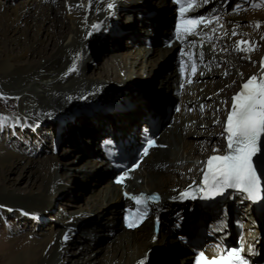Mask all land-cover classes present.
Segmentation results:
<instances>
[{
	"label": "bare ground",
	"instance_id": "1",
	"mask_svg": "<svg viewBox=\"0 0 264 264\" xmlns=\"http://www.w3.org/2000/svg\"><path fill=\"white\" fill-rule=\"evenodd\" d=\"M169 1L22 0L20 6L11 7L0 0V95L14 99L18 109L13 117L0 115V218L8 222L0 229L1 264H65L68 260L69 264H149L153 257V264H188L193 249L186 245L185 232L169 222L171 217L190 211L193 217L215 222L220 208H224L229 228L235 217H250L248 230L254 231L244 251L256 246L259 252L252 261H258L264 251V202L253 211L239 191L228 193L214 206H201L195 201L185 205L189 200H184L172 205L155 239L154 214L137 229L124 232L120 225L122 207L131 203L124 200L122 188L108 179L113 172L110 165L98 163L94 157L102 138L110 132L128 133L138 139L148 115L157 117L161 127H166L162 142L168 146L156 150L142 173V182H132L130 190L156 192L160 206L170 207L166 197L178 189L165 191L183 184V178L193 169L197 174H192L191 180L200 176L201 166L193 160L224 151V125L239 82L253 75L264 76L258 64L264 57V8L252 11V5L237 9L230 4L240 0H229L232 12L222 10L220 17L230 29L229 35L233 30L243 32L232 39L248 41L244 46L252 50L237 52L228 39L209 42L198 50L200 65L193 83L183 82L178 56L186 53L185 47L166 50L157 38L158 33L161 37L171 33L164 17L175 11ZM108 4L113 7L109 9ZM118 6L124 8L125 18L121 19ZM152 7L158 14L153 15L151 23L147 17ZM115 16L117 24L124 25L121 32L118 26L112 28V34L117 45L123 47L109 56L111 64L106 69L89 73L91 58L87 57L93 33ZM246 31L249 35L244 34ZM145 37L151 38L153 46L143 42ZM151 70H156L152 77L160 83L150 87L145 84V90L137 93L117 117L88 115L64 118L50 127L37 126L50 114L102 112L103 108L93 105L104 99V103L110 102V113H116L137 89L136 77ZM176 89L182 90L180 95L174 92ZM176 103L181 106L179 112L175 111ZM166 115L168 121L163 120ZM50 131L54 152L62 143L72 145L64 150L65 156L33 150L30 143H38L37 137ZM32 151L36 157L25 154ZM261 176L264 183V164ZM90 183H100L92 194L87 189ZM66 186L79 187V193L70 194H79L80 203L66 202L72 208L59 207L50 228L40 231L41 215L46 218V209L52 207L57 193L69 189ZM89 214L93 215L91 224L78 225ZM21 227L26 230L15 233ZM73 239L83 242L71 247ZM230 240L236 241L232 237ZM145 254L147 260L143 259Z\"/></svg>",
	"mask_w": 264,
	"mask_h": 264
},
{
	"label": "snow or ice",
	"instance_id": "2",
	"mask_svg": "<svg viewBox=\"0 0 264 264\" xmlns=\"http://www.w3.org/2000/svg\"><path fill=\"white\" fill-rule=\"evenodd\" d=\"M179 4V20L176 24L177 39H183L187 35L195 34L199 26L212 23L215 19L218 26L219 16H214L211 19L204 16L188 17L186 15L195 11L200 4L197 0H176ZM203 4L210 3V0H202ZM112 4H108L111 9ZM240 5H236L238 9ZM259 26V23L256 25ZM94 28L96 25L93 26ZM215 30V29H214ZM233 35H236L233 30ZM248 41H237V50L250 51L251 47L240 48V45H247ZM189 59H191V55ZM261 70L264 71V59L260 62ZM75 65L73 66V68ZM72 69H70L71 71ZM196 71L195 64L192 68ZM181 72H184V62L181 61ZM191 82V81H189ZM203 108V106H201ZM224 133H226L227 150L223 155L209 156L204 171L203 183L206 186V196L211 197L222 193L227 188H235L239 191L248 194L252 200L260 199L261 193V178L257 174V168L254 163V157L261 152V141L264 138V76L257 77L255 75L249 77L242 84L241 90L232 97V108L228 112L227 119L224 125ZM152 140L148 141L149 146H153ZM148 149H144V154H147ZM216 152V149H213ZM124 177H119L117 183H121ZM191 187V186H190ZM182 198H188L190 192L185 190L180 193ZM192 198H195L194 196ZM133 199L136 203L144 204L146 207L147 200H157V196L144 197L143 194L135 196ZM141 213L140 215H146ZM127 219V218H126ZM128 227H136L137 223L129 221ZM65 240L68 236L65 235ZM139 264H144L140 261ZM196 264H246L240 254V250L233 249L227 255H221L218 258L205 256L203 252L197 256Z\"/></svg>",
	"mask_w": 264,
	"mask_h": 264
},
{
	"label": "rangeland",
	"instance_id": "3",
	"mask_svg": "<svg viewBox=\"0 0 264 264\" xmlns=\"http://www.w3.org/2000/svg\"><path fill=\"white\" fill-rule=\"evenodd\" d=\"M20 1L22 2V0H2V2H5L8 6H11V7L20 6V5H18L20 3ZM121 1L124 2V0H118V2H121ZM261 8L262 7L259 6V5L258 6L254 5L252 7V11L255 10V9H261ZM229 10H230V12H232L230 6H229ZM117 12L118 13H121V19H122L124 17L123 16L124 15V8H121V6H118L117 7ZM170 13L171 12L169 11V12H167V16H164L167 22H170L169 21V17L170 16L175 15V12H173L172 14H170ZM157 14H158V12L155 11V9L152 7V9L150 11V15L147 17V18H149V22L152 23L153 20H154V16L153 15H157ZM123 25H124V23L117 24V20H116V16H115V18H113L112 21H110L109 23H106V24H104L102 26L100 25L97 28V30L94 31V33H93V39L89 43V46L91 48L89 50V55L87 57V60H89V58H91V60L89 61V64H88V72L89 73H91L92 71L95 72L98 69H102V68L106 69L108 63H110L109 62V56L112 55L113 52H116L121 47H123V46L117 45V43H116L117 41L115 42V40H114V37L115 36H113V34H112V28L115 29L118 26L119 28H117V29L120 30V32H121L122 31V28H120V27H123ZM167 31H168V27H167ZM248 33H249V31L248 32L246 31V34H248ZM155 35H157V34L155 33ZM151 36H153V34ZM157 38H161V33H158ZM124 42H125V39H124ZM156 43L159 44V40ZM148 46L151 47L153 45L150 44ZM110 59H113V57H110ZM85 63L86 64L84 66H87V62H85ZM80 68H82V66ZM107 70H110V68L108 67ZM154 71H156V70H151L150 73L147 72L146 74L143 72V74L141 75V77H139V78L136 77L137 83L139 82L138 83L139 85H138L137 89L134 91V93L130 97V99H128L127 101H125L122 104L123 105L122 108L120 110H118L116 113H110L111 110L109 108L108 110H104L102 112L100 110H96L94 112H89V113L81 114V115L55 116L54 114H50L47 117L43 118L37 124V126L40 125V126H44V127H46V126L50 127V126L55 125L57 122H59L61 119H64V118H66V119H73V118H77V117H80V116H88V115H96V116H99V117L102 116V117H108V118L117 117L116 115L119 113V111H122L126 107H128L129 104L132 102V99L137 95V93H140L143 90H145V84H146V86H149L150 87V86L157 85V82L160 83V81H158L157 79L155 80V78L152 77L154 75V73H155ZM149 74H150V76H149ZM146 76H148V78H145ZM199 82L200 81H198V83ZM114 84L115 83H112V86ZM122 90H124V89H122ZM105 100L106 99L102 100L100 103H104ZM115 103L116 102L114 101L113 104H115ZM107 104H108V106H110L109 103H107ZM17 110H18L17 109V102L14 99H12V98H4V96H1L0 95V115L3 116V115H6L7 114V115H10L11 116V114H12L11 117H13L14 114L17 112ZM31 125H33V124H31ZM33 132H35V131H33ZM52 140H53V135H52V132L51 131L50 132H42V134L39 135L37 137V139H36V141H38V143H36L34 141L35 144L33 142H31L30 144H32L33 150H36V151L39 150V151H42V152L44 151L43 154H46L45 151L48 150V151H50L49 154H54V155L59 156V157L60 156H65L66 154L64 153V150L67 149V148H70L72 146L69 143H64V144L62 143L60 145V147L58 148V150H57L58 152L57 151L54 152L53 151L54 149L52 148V145H51L52 144ZM41 146H44V149H41ZM25 154L27 156L36 157L35 151H32V153L30 155H29V153L27 154L26 152H25ZM191 171H192V173H189L187 175V177L190 180H191L190 177L193 176L192 174L196 173L197 170L196 169H193ZM185 178L186 177L183 178V184L189 182V181L186 182L185 181ZM99 184L90 183L89 186L87 187L88 190L90 189L88 191V194L89 193L92 194L95 191V189L97 188V186ZM179 184H181V183H179ZM179 184L177 183L176 186H174L173 188H171L170 190H167L165 192L175 190L177 187H180V186H178ZM66 185H68V184H66ZM93 185H94V187H92ZM66 187H68L71 191L69 189L63 188V190L61 192L57 193V195H56V197L54 199V203H53L52 207L49 210H47L45 208L46 211H47V212H45L46 213V218H44V216L41 215L43 220H42L41 225H40V229H39L40 231L45 232L46 231L45 228H47V227L50 228L51 223H53V221H54L53 218H57V216H55L56 215L55 213L60 212L59 209H58L59 207H64L66 210H69L70 208H72L66 202L73 203V204L74 203L75 204L76 203H80L81 196H79V194H76V196H72L73 193H76V192L79 193L80 192L79 187H77V186L74 187V188L73 187H70V186H66ZM70 193H72V194H70ZM79 197H80V199H79ZM190 202H192V201H187L185 203V205L189 204ZM153 212H157V210H154ZM23 213L26 214V212H23ZM158 215H159V213H158ZM92 220H93V215L92 214H89L83 220H80V223L78 225L84 226V225H87L88 223L91 224ZM7 224H8V222L6 220H4L3 218H0V229L1 230H3L4 229L3 227L6 226ZM78 225H74V228L78 229ZM25 230L26 229L24 227L23 228L22 227L21 228H17V230H16L15 233H19V232H22V231H25ZM1 241H3V240H1ZM82 242H83L82 240H75V239H73V241L71 242V247H73L74 245L80 244ZM1 243H3V242H1ZM70 258L73 259V258H76V257L70 256ZM262 258H263V254H261L260 260ZM69 262L71 263V260L70 261L69 260L66 261L65 264H69Z\"/></svg>",
	"mask_w": 264,
	"mask_h": 264
},
{
	"label": "water",
	"instance_id": "4",
	"mask_svg": "<svg viewBox=\"0 0 264 264\" xmlns=\"http://www.w3.org/2000/svg\"><path fill=\"white\" fill-rule=\"evenodd\" d=\"M174 18H175V15L171 16L169 18V21L171 23H174ZM124 207L125 206H123L122 208H124ZM147 208L151 209V210H157V211L160 212L161 215H166L167 213H169V209L168 208L166 209L165 207L162 208V206H160V202L159 201L156 202V203L149 202L148 205H147Z\"/></svg>",
	"mask_w": 264,
	"mask_h": 264
},
{
	"label": "trees",
	"instance_id": "5",
	"mask_svg": "<svg viewBox=\"0 0 264 264\" xmlns=\"http://www.w3.org/2000/svg\"><path fill=\"white\" fill-rule=\"evenodd\" d=\"M195 177H197V176H195ZM195 177H193V178H195ZM173 192H174V191H173ZM176 195H177V194H174V195L171 194V195L167 196V197H166V202H167L169 205L172 206V204H173V203H172V202H173V201H172V198L176 197ZM167 208H169V207H167ZM154 256H155V255H154ZM147 259H148V258H147ZM147 259H146V260H147ZM153 259H154V257L150 259L149 264H153Z\"/></svg>",
	"mask_w": 264,
	"mask_h": 264
}]
</instances>
